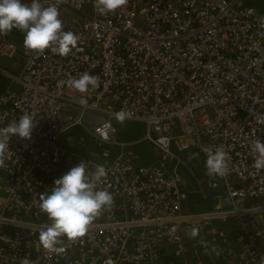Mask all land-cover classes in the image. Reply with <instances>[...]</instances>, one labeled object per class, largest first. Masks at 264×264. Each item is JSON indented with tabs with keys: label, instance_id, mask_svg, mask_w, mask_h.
<instances>
[{
	"label": "built area",
	"instance_id": "obj_1",
	"mask_svg": "<svg viewBox=\"0 0 264 264\" xmlns=\"http://www.w3.org/2000/svg\"><path fill=\"white\" fill-rule=\"evenodd\" d=\"M254 1L127 0L101 15L95 0H41L79 36L66 57L0 36V59L19 65L0 63V130L23 115L35 123L30 139L12 135L0 148V264H264V169L254 167L264 0ZM84 73L98 78L86 94L60 84ZM120 111L146 125L139 143L150 139L160 160L130 151L138 141L120 138ZM217 148L227 171L211 177L205 164ZM188 151L204 157L201 168ZM81 161L89 174L105 167L98 188L113 203L83 237H62L63 251L44 249L40 195Z\"/></svg>",
	"mask_w": 264,
	"mask_h": 264
},
{
	"label": "clouds",
	"instance_id": "obj_2",
	"mask_svg": "<svg viewBox=\"0 0 264 264\" xmlns=\"http://www.w3.org/2000/svg\"><path fill=\"white\" fill-rule=\"evenodd\" d=\"M127 0H95V8L101 15H107L125 5ZM59 9L55 5L45 7L41 0H0V36L11 31L23 32V47L30 52H44L50 50L53 54L66 57L72 49L77 47L79 36L71 31H63L62 20L59 18ZM81 94L98 86V78L84 73L79 79L71 78L60 81ZM82 106L87 101L81 98ZM127 117L124 111L117 112L115 118L123 123ZM35 126L29 115L21 116L17 121L10 123L0 130V148L9 141L12 135L21 139H30ZM256 159L254 167L264 169V142L257 140L254 144ZM226 152L217 148L206 160L207 174L211 177L224 176L227 171ZM103 165H98L91 174L87 171L86 162L81 161L70 168L64 175L54 181L50 192L40 195L39 209L46 213L50 225L39 233V243L44 249L63 251L56 245L62 237L74 241L83 237L94 219L102 210L109 208L113 203L112 194L98 188L107 176ZM213 203H209V207ZM233 223L236 221H232ZM238 233L239 228H232ZM197 229H192L195 236Z\"/></svg>",
	"mask_w": 264,
	"mask_h": 264
},
{
	"label": "rangeland",
	"instance_id": "obj_3",
	"mask_svg": "<svg viewBox=\"0 0 264 264\" xmlns=\"http://www.w3.org/2000/svg\"><path fill=\"white\" fill-rule=\"evenodd\" d=\"M5 37H8L12 40H15L12 36V32L3 35ZM16 41V40H15ZM0 63L3 65H7L8 67L15 69L16 71L19 70V65L17 66H13L12 65V61L6 59V60H2L0 59ZM138 124V129L140 130V132L138 133V137L136 138H132V139H122L126 142H132V141H138L137 144H134L131 148L130 151L134 154L137 155L138 158L140 157H144V162H155L160 160V158L162 157V154L155 148V145L153 144V142L150 139H147V141H142L139 143V141L144 137L145 132L147 130V127L144 123L141 122H137ZM129 129V128H128ZM122 130V129H121ZM74 134H81L85 139H89V135L86 134L85 132H82L81 129H73L71 131ZM152 137H154V135H151ZM60 144H62V140L60 141ZM142 152V153H141ZM187 161H192L197 167L201 168L202 163L204 162V157L201 155H198L197 152L195 154L194 151H188L187 154ZM174 163V160L170 162V165L172 166ZM209 204H206V206H204L205 208H208Z\"/></svg>",
	"mask_w": 264,
	"mask_h": 264
},
{
	"label": "trees",
	"instance_id": "obj_4",
	"mask_svg": "<svg viewBox=\"0 0 264 264\" xmlns=\"http://www.w3.org/2000/svg\"><path fill=\"white\" fill-rule=\"evenodd\" d=\"M246 2L248 4H256L257 1L254 0H246ZM264 7V6H263ZM13 34V38L16 40V42L23 44V39H24V34L23 32L19 31V30H13L11 31ZM129 128V129H128ZM122 129L120 131V138L121 139H132V138H136L138 137V133L140 132V130L138 129V124L137 122H133V121H124L123 123H121V128ZM142 153V152H141ZM141 162H144V157H140ZM193 201H197L199 202V199H192ZM208 207V206H207ZM194 209H203V208H199V206L197 204H194L193 206ZM233 222H229L231 228L236 229V226L233 227L232 225ZM235 235L237 233H234ZM217 249L214 250V252H216Z\"/></svg>",
	"mask_w": 264,
	"mask_h": 264
},
{
	"label": "crops",
	"instance_id": "obj_5",
	"mask_svg": "<svg viewBox=\"0 0 264 264\" xmlns=\"http://www.w3.org/2000/svg\"><path fill=\"white\" fill-rule=\"evenodd\" d=\"M232 225H233V226H236V225H237V223H235V222H234V223H232Z\"/></svg>",
	"mask_w": 264,
	"mask_h": 264
}]
</instances>
